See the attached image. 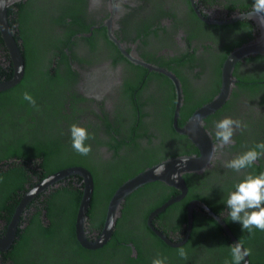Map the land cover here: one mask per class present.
<instances>
[{"label": "flooded vegetation", "instance_id": "af4514ba", "mask_svg": "<svg viewBox=\"0 0 264 264\" xmlns=\"http://www.w3.org/2000/svg\"><path fill=\"white\" fill-rule=\"evenodd\" d=\"M253 3L254 0H29L28 10L31 13L27 15L25 24V36L31 39L28 45L34 52H43L36 64L56 68L53 71L63 82L61 94L51 103L58 112L55 116L48 113V118L55 124H65L69 129L68 135L72 124L85 127L94 137L90 139L94 147L91 146V154L84 159L97 166V175H103L100 169L103 167V172L109 170V177L113 179L136 160L167 158L173 153H197L192 150L195 147L193 142L177 128L186 123L197 107L217 94L227 54L257 36L259 29L255 19L233 17L236 13L252 11ZM109 18L110 28L107 25ZM17 25V22L11 23L15 36L19 33ZM70 29L77 30L69 38L73 43L64 44L49 38V35H58L66 39V32ZM109 29L122 49L110 37ZM42 30L43 40L42 33L36 34ZM20 38L17 37L19 43ZM46 44L49 46L47 49ZM61 51L68 54L67 60ZM128 55L164 67L177 78L181 103L175 121L177 93L172 78L162 71L135 62ZM231 75L233 82L227 99L202 121L214 141L213 157L202 169L183 173V179L184 174H188L189 187L185 182V194L170 203H186L185 222L181 221V205L163 214L169 204L150 217L168 198L155 205L146 216H138L141 202L132 198L123 215L122 202L113 231L118 228L121 235L123 231L130 232L132 237L135 235L140 241V254L128 241L129 252L120 242L112 248V253L103 249L104 256H90L82 260L76 253L64 251L65 246L61 247L59 243L64 220L61 212L65 208V202L61 200L63 188L71 181V186L82 189V177L70 175L45 186L21 207L16 218L14 238L7 247L0 249V264H152L157 256H165L157 252L160 245L164 251L183 246L188 252L187 260L181 259L178 254L167 256V264H210L216 249L212 250V254L207 251V238L201 231L206 224L205 216L216 219L202 206L193 205L195 229L198 230L194 231L193 237L190 233L192 223L187 237L177 245L167 243L157 231L171 241H181L187 232V210L192 200L205 203L228 222V226L241 227L231 221L225 202L247 173L258 175L264 172V158L256 162V167L240 173L225 168L224 163L264 141V54L243 56L235 62ZM171 107L172 114H164L165 109ZM61 111L67 114L61 115ZM44 114L42 112V117ZM225 117L241 120L247 128L237 130L234 143L221 148L215 138V123ZM40 124L43 125V122ZM186 150L190 152H184ZM59 159L57 154L42 169L44 176L34 174L22 188L17 189L15 205L7 214L9 218L0 217V236L7 232L25 193L35 183L59 170L54 169ZM12 160L20 162L19 158L9 161ZM72 166L87 168L82 164ZM105 178L102 183L109 180ZM188 196L190 198L185 200ZM133 206L136 207L130 215ZM96 214L93 212L92 216ZM119 216L121 218L116 225ZM102 225L90 229L87 215L86 237L90 239L98 235ZM43 227L61 231L44 236ZM220 227V231L226 234ZM26 228L27 231L23 232ZM256 235L258 238L251 245L264 251V232ZM189 240L190 247L185 245ZM14 245L17 246L16 252L12 251ZM21 245L26 252L19 253ZM103 245L96 248L82 246L96 250ZM126 257L134 260L129 261Z\"/></svg>", "mask_w": 264, "mask_h": 264}, {"label": "trees", "instance_id": "16d2710c", "mask_svg": "<svg viewBox=\"0 0 264 264\" xmlns=\"http://www.w3.org/2000/svg\"><path fill=\"white\" fill-rule=\"evenodd\" d=\"M28 7H30L29 0H15L7 6L10 26L13 22L18 23L17 27L19 33L15 37L16 39L17 37H21V42L19 44L22 49L25 66L20 81L12 87L0 91V217L9 218L7 214L15 205L18 192L17 189L19 190V188H22L24 182L29 181L34 174H42V169L46 167L49 161L55 159V156L58 154L60 155V159L56 163L54 169H62L68 166L82 164L91 172L94 186L87 215L90 229L99 228L103 224L109 198L116 187L139 170L166 157H156L147 161H141L142 159L136 160L135 163L133 162L131 166H128V169L119 173L117 178L114 177L115 179H113L109 177V170L105 169V172H103V167H100L103 175H97V172H95L97 166H92L89 161L84 159L85 156L79 155L72 149L71 137L67 134L69 130L68 127L65 124H61V122L55 124V122L48 118V113L55 116V113L58 112L56 106L51 103L61 94L63 82L60 80L58 73L53 71L54 69L56 70V68H44L43 65L36 64V61L38 59L40 61V57L43 56V52L40 50H37L40 51V53L34 52L32 51V47L28 45V40L31 41L30 37L27 38V36H25V34H27V27L25 26L28 19L27 15L31 13ZM9 14L11 15L10 19ZM76 31V29L68 30L65 36L66 39H61L58 35H49V38L63 41L64 44H69V42L73 43L74 41L69 40V38ZM39 33H42L41 38L43 40V30L36 34ZM49 40L50 39H48V41ZM48 47L46 44V49ZM67 47L70 46L67 45ZM61 54L63 58L67 60L68 54L63 51H61ZM67 70L69 71V68H67ZM12 72L13 66L0 34V80L10 77ZM25 91L29 92L35 98L38 110L22 99V94ZM172 111V107L170 109H165L164 114L168 112L172 114ZM42 112L45 113L43 117ZM66 114L67 112L61 111V115L65 116ZM165 117L167 118V116ZM22 121L25 122L22 123ZM40 122H43V125H41ZM86 144H90L94 147L92 140L89 142L86 141ZM192 150L197 151L194 146ZM184 152L187 153L190 152V150ZM174 155L178 154L173 153L172 156ZM12 158H19L20 162L17 163L15 160L9 161ZM44 174L41 176H44ZM187 175V173L184 174V180L189 187V178ZM104 176L109 180L102 183ZM63 190L61 200L65 202L63 204L65 208H62L61 212L64 220H62L61 223V225H63V233L59 243L61 247H63V245L65 246L64 251L69 250L70 253L74 252L80 259L85 260L90 256H95L97 258L104 256L103 249L112 253V248L116 245H120V242L121 246L126 249V252H129V246L126 242L131 241L137 248L138 255L140 254V241L137 240L135 235L132 237L128 231H123L121 235L118 232V228L114 229L110 240L100 247V249L88 250L84 248L76 239L74 231L75 216L82 189L71 186V181H68ZM157 190L159 193H156ZM177 191L175 187L161 180L146 182L125 197L121 208V215H123L127 205H129L128 201L132 198L141 202L138 209V216H146L155 205L160 204ZM189 198L188 196L185 200ZM179 205H181L179 202H174L162 212L163 214H168L170 211L174 210V207ZM135 207L136 206L131 207L130 215L133 213ZM185 207L186 203H183L181 205V221L184 222L186 220ZM94 208L97 209V211H95ZM213 209L216 212L218 211V209ZM93 212H97L96 216H92ZM120 218L121 216L117 219L116 225H118ZM204 219L206 224L201 233L205 232L204 236L207 238V251L212 254V250L214 248L216 249L215 255L210 259V264H225V261L231 264L230 246L232 243L229 236L220 231L221 227L216 220L207 216H205ZM195 225L193 217L190 231L192 237L194 236V231L197 230L195 229ZM229 226L233 234L245 248H250L252 250V255L249 257V264H264V251L252 247L251 245V242L258 238L256 234H260L261 232L255 230L254 237H250L248 231H242L241 227L238 225L230 224ZM27 229L28 228L23 229V232H26ZM60 231L61 230L54 229L53 227H43L44 236ZM18 244L20 245V239H18ZM185 245L190 247V240L187 241ZM16 247L17 246L14 245L12 251L16 252ZM177 249L178 248H166L164 251L160 245L157 252L167 257L172 254H177ZM22 252L26 251L21 245L19 246V253ZM126 259L129 261L134 260L132 257H126Z\"/></svg>", "mask_w": 264, "mask_h": 264}, {"label": "water", "instance_id": "95a60500", "mask_svg": "<svg viewBox=\"0 0 264 264\" xmlns=\"http://www.w3.org/2000/svg\"><path fill=\"white\" fill-rule=\"evenodd\" d=\"M13 1L14 0H0V34L3 38L4 44L7 48L10 57V61L13 66L12 75L8 78H3L2 80H0V91L10 88L16 83H18L23 75L24 66H25L22 49L8 21L7 6ZM251 12L252 11H248L246 13H236L233 15V17L238 18V17L246 16L255 19L257 21V25L259 29L257 36L255 37V39L251 41L242 43L241 45L234 47L227 54L221 68V85L217 94L214 95L211 100L197 107L191 113L186 123L182 127L177 128L180 132L186 134L188 138L193 142V144L197 149V153L180 154V155L167 157L156 163L144 167L143 169L139 170L132 176L122 181L116 187V189L113 191L112 195L109 198L104 222L100 232L98 233V235L90 239L86 237L85 225H86L87 211L90 205V200L92 197L93 186H94L92 174L87 168L83 166H69L59 169L58 171H55L54 173L46 176L45 178L35 183L25 193V196L22 199V202L20 203L19 209L14 219L11 221L9 225L7 232L2 236H0V249L7 247L14 238L17 215L19 213V210L27 202V200L30 199L33 195H35L38 191L42 190L45 186L64 177H68L70 175H80L82 177V193L76 211L75 234L77 240L83 246L89 248L99 247L109 239L113 231L116 218L120 210V206L124 201L126 195L132 192L134 189L138 188L139 186L145 184L146 182L161 180L168 185L176 187L180 191L177 195L168 198L162 205L156 208L150 214V217H152V215L157 213L158 211L164 209L167 205H169L173 201L181 198L185 194L187 189L185 181L183 179V173L187 171L202 169L203 167L209 164V162L213 157L214 141L211 138L209 132L204 128L202 121L207 114L215 111L227 99L229 92L231 91V86L233 82L231 71L235 62L240 58H242L243 56H247L250 54H255V53L264 54V23H261L257 17H252L250 15ZM110 24H111V18L107 20V25L109 26V28H110ZM109 33H110V29H109ZM110 37L122 49V46L119 43V41L111 33H110ZM128 56L135 62L143 64L149 69L162 71L168 74L172 78L177 93V100H176L174 117H173L175 121L179 113V107L181 103V88L177 78L171 72L166 70L164 67L147 63L142 59L131 55ZM183 160H187L186 164L178 168L177 164L183 163ZM162 164H164L165 171L160 175H156L155 169L160 167ZM174 174L176 175L175 180L172 179V176ZM193 205H200L203 208H205V210H207V212L210 215H212L223 227L225 233L229 236L232 243H236L239 241L221 216L214 213L202 201L192 200L187 210V232L185 234V237L181 241H179L178 243L171 241L166 235L157 231V233L167 243L171 245H177L187 237L193 219ZM245 262L247 264L248 257H245Z\"/></svg>", "mask_w": 264, "mask_h": 264}, {"label": "clouds", "instance_id": "9594fccd", "mask_svg": "<svg viewBox=\"0 0 264 264\" xmlns=\"http://www.w3.org/2000/svg\"><path fill=\"white\" fill-rule=\"evenodd\" d=\"M250 15L257 17L261 23H264V0H254ZM22 99L38 110L36 100L29 92H23ZM245 128H247V125L241 120L231 117H225L217 121L215 123V138L219 147L223 148L226 145H232L235 132ZM70 137L71 147L76 153L85 157L91 154V145L86 144V141L94 137L85 127L72 124L70 126ZM261 158H264V141L226 161L224 167L240 173L255 166L256 162ZM186 162L187 160H183V163L177 164V167L184 166ZM164 171L165 167L162 164L155 169V174L160 175ZM172 179H176L175 174ZM225 205L229 210L228 214L231 221L239 223L241 230H247L250 237H254L255 230L264 232V172L258 175L247 173L244 179L237 183L234 190L229 193ZM230 253L231 264H246L245 257H250L252 250L245 248L238 241L230 246ZM177 254L183 260L188 259V252L183 246L177 249ZM152 264H167V257L157 256L152 260ZM225 264H229V262L225 261Z\"/></svg>", "mask_w": 264, "mask_h": 264}]
</instances>
